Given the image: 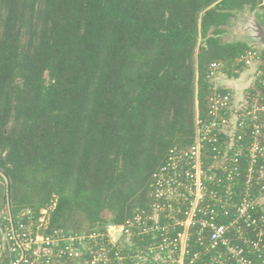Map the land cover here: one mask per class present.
<instances>
[{
	"label": "trees",
	"instance_id": "obj_1",
	"mask_svg": "<svg viewBox=\"0 0 264 264\" xmlns=\"http://www.w3.org/2000/svg\"><path fill=\"white\" fill-rule=\"evenodd\" d=\"M260 4L0 0V212L54 204L49 230L86 233L147 209L152 173L204 115L208 65L248 48L220 35Z\"/></svg>",
	"mask_w": 264,
	"mask_h": 264
},
{
	"label": "built area",
	"instance_id": "obj_2",
	"mask_svg": "<svg viewBox=\"0 0 264 264\" xmlns=\"http://www.w3.org/2000/svg\"><path fill=\"white\" fill-rule=\"evenodd\" d=\"M255 37L233 64L208 65L204 115L192 142L170 147L152 173L147 209L79 233L6 208L0 264H264V42ZM242 75L240 87L223 83ZM108 227L119 229L116 239Z\"/></svg>",
	"mask_w": 264,
	"mask_h": 264
},
{
	"label": "rangeland",
	"instance_id": "obj_3",
	"mask_svg": "<svg viewBox=\"0 0 264 264\" xmlns=\"http://www.w3.org/2000/svg\"><path fill=\"white\" fill-rule=\"evenodd\" d=\"M261 5L262 4L258 5L257 8H255V10H253V11L245 10V11L238 12L236 14V16H234V18L232 19L231 24L228 27L225 28V32L220 35V42L241 40V41H244L247 44L250 41H253L254 44H258L259 42L257 41V39L255 37V32H256V29H257V25H256V23L254 21H251V17H252V14H253L254 11L261 12L263 10V7ZM258 7H259V9H258ZM258 18H259V15H258ZM202 45L203 44L201 42V39L198 38V41H197V44H196V46H195V48L193 50V56H192V60L194 62V66H195V62H196V59H197V54L199 52V48ZM232 85L240 86L241 85V81L238 80L235 83H232ZM0 185L5 187L6 180L2 181L0 179ZM1 186H0V189H1ZM1 203H2V197H1V194H0V204ZM53 207H54V204L48 206L47 208L39 210V214L41 213L40 216L43 218V222H42L43 225L49 224V218H50V214L49 213H50V210ZM101 216L105 220H108L109 218H111V214L109 212H107V211H104ZM107 225H110V224H107Z\"/></svg>",
	"mask_w": 264,
	"mask_h": 264
},
{
	"label": "crops",
	"instance_id": "obj_4",
	"mask_svg": "<svg viewBox=\"0 0 264 264\" xmlns=\"http://www.w3.org/2000/svg\"><path fill=\"white\" fill-rule=\"evenodd\" d=\"M258 9H259V7H258ZM257 9V10H258ZM256 12V13H255ZM258 15H259V11H254L253 12V14H252V17H251V21H254L256 24H258L260 27H261V29L264 31V24H260V21H259V18H258ZM255 32V31H254ZM253 43V44H252ZM255 45L254 44V42L253 41H250L247 45L249 46V45ZM244 75H242L241 76V78H239V79H235V80H232V79H230V80H225V81H223V83L225 84V85H227V86H230V87H240V86H237V85H232V83H235L236 81H241V83H243L244 82Z\"/></svg>",
	"mask_w": 264,
	"mask_h": 264
},
{
	"label": "water",
	"instance_id": "obj_5",
	"mask_svg": "<svg viewBox=\"0 0 264 264\" xmlns=\"http://www.w3.org/2000/svg\"><path fill=\"white\" fill-rule=\"evenodd\" d=\"M256 33L257 35H259L260 42H264V31L261 29L259 25H257ZM108 230L112 235V237L116 239L119 234V229L116 227H108Z\"/></svg>",
	"mask_w": 264,
	"mask_h": 264
}]
</instances>
